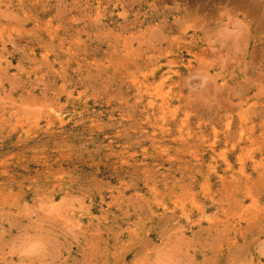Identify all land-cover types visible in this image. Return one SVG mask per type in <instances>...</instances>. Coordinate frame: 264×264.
Masks as SVG:
<instances>
[{
    "label": "rangeland",
    "instance_id": "1",
    "mask_svg": "<svg viewBox=\"0 0 264 264\" xmlns=\"http://www.w3.org/2000/svg\"><path fill=\"white\" fill-rule=\"evenodd\" d=\"M0 264H264V0H0Z\"/></svg>",
    "mask_w": 264,
    "mask_h": 264
}]
</instances>
